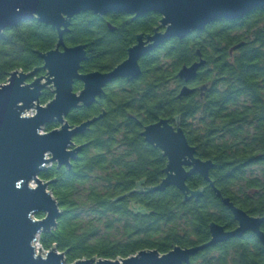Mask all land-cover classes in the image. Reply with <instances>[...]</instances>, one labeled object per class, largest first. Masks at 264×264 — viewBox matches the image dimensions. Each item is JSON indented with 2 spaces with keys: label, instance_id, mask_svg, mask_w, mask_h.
<instances>
[{
  "label": "trees",
  "instance_id": "1",
  "mask_svg": "<svg viewBox=\"0 0 264 264\" xmlns=\"http://www.w3.org/2000/svg\"><path fill=\"white\" fill-rule=\"evenodd\" d=\"M73 18L65 42L88 44L82 70L89 71L114 67L126 54V42L117 35L149 31L161 16L149 12L130 20L125 14L104 17L88 11ZM107 20L116 27L114 32ZM237 24L221 19L199 30V35L194 32L155 50L142 61L138 80L121 82L92 106L71 110L67 119L73 125L106 113L74 137L81 149L70 167L53 163L40 174L50 182L63 211L55 228L40 233L43 248L64 252L67 263L95 256L115 259L142 249L165 253L177 245L205 243L213 221L226 229L237 226L229 207L199 173L187 181L192 189L204 188L197 199L184 201L173 185L163 191H135L137 183L147 187L165 176L167 158L142 134L145 125L161 118L175 122L180 116L196 155L214 161L210 177L223 195L248 213L264 216V35H225ZM126 26L129 31L123 30ZM238 26L264 34V8ZM244 39L248 44L242 47L239 66L233 68L230 48ZM57 41L55 29L36 19L6 28L0 34V83L17 69L40 68L43 74L37 51H48ZM198 49L208 65L197 80L211 88L202 100L194 94L178 97L177 71L197 59ZM80 88L76 83L75 90ZM245 92L251 94V102L238 99ZM52 98L53 92L46 89L41 102ZM57 126L48 123L46 131ZM189 264H264V249L256 234L248 231L200 250Z\"/></svg>",
  "mask_w": 264,
  "mask_h": 264
},
{
  "label": "water",
  "instance_id": "2",
  "mask_svg": "<svg viewBox=\"0 0 264 264\" xmlns=\"http://www.w3.org/2000/svg\"><path fill=\"white\" fill-rule=\"evenodd\" d=\"M262 7L264 0H0V34L8 27L33 19L58 32L54 48L37 51L43 59L45 75L36 76L39 68L17 69L10 73L5 83H0V264H189L191 257L200 250L242 237L248 231L256 234L264 248L261 227L264 216L248 213L223 195L210 177L214 161L196 155V146L189 142L179 123L161 118L145 125L142 134L167 158L165 176L159 183L147 187L137 183L135 191H163L173 185L182 192L184 201L197 199L204 188L192 189L187 181L199 173L229 207L237 226L226 229L213 221L210 223L211 238L205 243L190 247L177 245L165 253L142 249L116 259L95 256L67 263L65 253L56 247L44 251L40 245V249H36L40 233L55 228L63 214L49 189L50 182L40 177L41 172L53 163L70 167L81 149L74 137L105 114L102 112L73 125L67 119L71 110L82 105L91 106L102 95L104 87L116 78H138L142 73L140 58L166 40L184 38L221 19H241ZM88 11L101 16L118 12L134 17L158 12L164 30L156 29L148 35V41H152L148 45L139 35L137 44L129 48L127 59L111 71L83 73L80 69L87 54L86 44L69 46L64 35L69 31L72 18ZM205 63L206 59L200 58L190 65L184 64L178 76L189 81ZM76 80L83 83L79 92L74 90ZM48 86L54 97L43 104L41 96ZM194 90L184 85L179 97ZM31 107L36 108L35 114H25ZM51 122L59 126L42 131ZM39 213L44 215L37 217Z\"/></svg>",
  "mask_w": 264,
  "mask_h": 264
},
{
  "label": "flooded vegetation",
  "instance_id": "3",
  "mask_svg": "<svg viewBox=\"0 0 264 264\" xmlns=\"http://www.w3.org/2000/svg\"><path fill=\"white\" fill-rule=\"evenodd\" d=\"M262 8H264V7H262ZM262 8H258V9H256V10H254V11H252L251 13H249L248 15H246L245 17H243V18H241V19H234V20H230V21H233V23H238L237 24V26H236V29H235V31H232V32H229V33H226L225 35H264V34H262V33H256V32H252V31H244V29H242L240 26H238V25H242V24H244V22L246 21V19L249 17V15H251L252 13H254V12H256V11H260ZM112 13H118V12H111V13H108V14H106V15H103L104 17H108V16H110ZM149 13V12H148ZM155 13H158V12H155ZM119 14H125L126 16H128L129 18H130V20H136V19H138L139 17H142V16H139V17H134L132 14H126V13H119ZM147 14V13H146ZM145 14V15H146ZM159 14V13H158ZM78 15V14H77ZM76 16V15H75ZM74 16V17H75ZM101 16V15H100ZM144 16V15H143ZM160 16H161V14H160ZM162 17V16H161ZM74 18H72V20H71V25L69 26V31L68 32H66L65 33V35L67 34V33H70L71 31V27L73 26V23H74ZM107 23H108V27H109V29H110V31H115L116 30V27L114 26V25H111V23H110V20H107ZM156 29H159V30H161V31H163L164 30V27L160 24V21L158 22V24L157 25H155L151 30H149V31H139V32H136L135 33V35H117V37L120 39V40H123L124 42H126V54H125V56L118 62V63H116V65H118L119 63H121L122 61H124L125 59H127V57H128V50H129V48L130 47H132V46H134V45H136L137 44V42H138V36L139 35H141L142 36V39H143V42H145V45H148V44H150L152 41H148V35H152L154 32H155V30ZM123 30H128L129 31V28L126 26V27H124V29ZM55 31L57 32V30L55 29ZM196 33V35H199V30H195V31H192L190 34H188V35H192V33ZM57 34H58V32H57ZM65 35H64V41H65ZM187 35V36H188ZM215 35H219V34H215ZM108 36V35H107ZM186 36V37H187ZM185 38V37H184ZM184 38H178V37H173V38H170V39H168V40H166L164 43H162L161 45H159L158 47H156V48H154V49H152V50H150V51H148L145 55H143L141 58H140V60H139V64L141 65V69H142V73H143V68H142V61L144 60V59H146V58H150V55H151V53L152 52H154L155 50H157V49H160V48H162V47H168V46H170L173 42H175L176 40H182V39H184ZM66 43V42H65ZM57 44V43H56ZM67 44V43H66ZM79 44H81V43H79ZM82 44H86V50H87V54H86V58H85V60L82 62V64H81V69H80V71L81 72H83V73H88V72H93V71H101V72H107V71H111L116 65H114V67H112V68H110V69H105V70H102V69H91V70H89V71H84V70H82V66H83V63L85 62V61H87V59H88V44L87 43H82ZM248 44V41H246L245 39L244 40H242V41H239L238 43H234L233 45H232V47L230 48V56H229V61H230V64H231V67H233V68H237L238 66H239V61L241 60V58H242V56H241V52L243 51V49H242V47H244V46H246ZM67 45H69V44H67ZM69 46H73V45H69ZM55 47V46H54ZM197 53H198V57H197V59H195V60H193L192 62H190V64H192L193 62H195V61H198L200 58H204V59H206L205 57H204V55L202 54V52H201V50L200 49H198L197 50ZM245 61L246 60H244V64H245ZM249 63L251 64L252 63V61H248V63H247V65L248 66H250L249 65ZM184 64H187V63H184ZM183 64V65H184ZM190 64H187V65H190ZM182 65V66H183ZM207 65H208V63H207V59H206V63L198 70V73H197V76L195 77V78H193V79H191V80H189V81H185L184 79H181L179 76H178V71L181 69V67L179 68V70L177 71V76H178V78L181 80V84H179V90H178V94H177V96L179 97V93H180V91H181V89H182V87L184 86V85H188L189 87H191V88H195V90H194V92H192V93H190V94H188L187 96H189V95H192V94H194V95H198V97H199V99L200 100H202V99H204V97L205 96H207V94H208V91H209V89L211 88V84L210 83H199V81L197 80L198 79V75L203 71V69H205L206 67H207ZM44 70V69H43ZM39 71H40V68H39V70H38V72H37V75L36 76H41V75H45L46 74V71L44 70V73L43 74H39ZM142 73H141V75H142ZM141 75L138 77V78H132V77H119V78H116L115 80H113L111 83H109V84H107L105 87H104V92L102 93V95L101 96H98L97 97V99H96V101L93 103V104H95V103H97L98 102V100H99V98H101L104 94H106V91H107V89H109V88H111V87H115V86H118L119 85V83H121V82H124V81H127V82H132V81H135V80H138L140 77H141ZM76 83H81V88L79 89V90H75V85H76ZM83 88V83H82V81H80V80H76L75 81V84H74V90L75 91H77V92H79L81 89ZM220 88V84H217V86H216V89L218 90ZM46 89H48V88H45L44 90H46ZM53 91V90H52ZM53 97H54V92H53ZM182 97H186V96H182ZM237 97H238V99L239 100H241V99H243V100H246L247 102H251V94L249 93V92H245V94H238L237 95ZM92 104V105H93ZM91 105V106H92ZM87 107H89V106H87ZM102 112H105V111H102ZM106 113V112H105ZM180 122V116H177L176 118H175V122H172V123H174V124H176V123H179ZM180 124V123H179ZM238 224V223H237ZM262 227V226H261ZM263 247V246H262ZM264 249V248H263Z\"/></svg>",
  "mask_w": 264,
  "mask_h": 264
},
{
  "label": "rangeland",
  "instance_id": "4",
  "mask_svg": "<svg viewBox=\"0 0 264 264\" xmlns=\"http://www.w3.org/2000/svg\"><path fill=\"white\" fill-rule=\"evenodd\" d=\"M32 80H33V77L32 78H28L26 82L27 83H30ZM47 88H48V90H50L51 92H53L49 86ZM35 112H36V108L35 107H31V108H29V110L27 109L25 111V114L33 115V114H35ZM42 131H46V125L43 127ZM96 258H97V256H96ZM73 262H71V263H73Z\"/></svg>",
  "mask_w": 264,
  "mask_h": 264
},
{
  "label": "built area",
  "instance_id": "5",
  "mask_svg": "<svg viewBox=\"0 0 264 264\" xmlns=\"http://www.w3.org/2000/svg\"><path fill=\"white\" fill-rule=\"evenodd\" d=\"M40 245H41V244H40L39 239H38V241L36 242V249H37V250L40 249ZM41 247H42V245H41ZM42 249H43L44 251H47V250H48V249H45V248H43V247H42Z\"/></svg>",
  "mask_w": 264,
  "mask_h": 264
}]
</instances>
